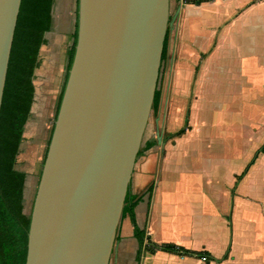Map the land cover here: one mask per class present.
I'll list each match as a JSON object with an SVG mask.
<instances>
[{"label":"crops","instance_id":"obj_1","mask_svg":"<svg viewBox=\"0 0 264 264\" xmlns=\"http://www.w3.org/2000/svg\"><path fill=\"white\" fill-rule=\"evenodd\" d=\"M173 2L159 103L150 111L128 191L138 198L135 223L151 242L207 256L158 250L137 259L133 225L124 216L108 264H264V153L255 157L264 143V0ZM217 89L226 105L241 96L239 112L212 111ZM230 90L234 97L226 99ZM250 91H256L251 100ZM216 113L239 123V138L232 133L211 142ZM200 143L209 153L203 163ZM217 167L227 171L225 180L217 179Z\"/></svg>","mask_w":264,"mask_h":264},{"label":"water","instance_id":"obj_2","mask_svg":"<svg viewBox=\"0 0 264 264\" xmlns=\"http://www.w3.org/2000/svg\"><path fill=\"white\" fill-rule=\"evenodd\" d=\"M20 3L0 0V107ZM172 25L169 0H77L25 264H108Z\"/></svg>","mask_w":264,"mask_h":264},{"label":"trees","instance_id":"obj_3","mask_svg":"<svg viewBox=\"0 0 264 264\" xmlns=\"http://www.w3.org/2000/svg\"><path fill=\"white\" fill-rule=\"evenodd\" d=\"M177 1L182 3H201L210 0ZM49 2L50 0H21L10 51L0 107V264H25L26 259L30 212H24L23 184L25 173L16 170L14 164L19 145L23 140L24 125L33 102V72L37 66L39 48L44 34L42 30V15L47 9ZM75 2L73 30L70 35L71 42L66 51L64 76L56 103L54 121L76 45L77 0ZM167 38L168 31L163 42L161 62H164L167 58ZM159 98L160 91L156 89L151 110H156ZM183 131L181 129L175 135H179ZM50 136L47 140L45 154ZM259 153H264V143L258 149L255 157ZM246 171L247 168L242 174H245ZM137 202L138 198H131L127 189L121 218L128 216L133 225V235L137 239L139 246L137 259L143 253L153 254L158 250L181 256L188 255L206 258L207 253L205 252L187 250L171 243L155 244L151 242L145 230L139 229L135 223L134 207Z\"/></svg>","mask_w":264,"mask_h":264},{"label":"rangeland","instance_id":"obj_4","mask_svg":"<svg viewBox=\"0 0 264 264\" xmlns=\"http://www.w3.org/2000/svg\"><path fill=\"white\" fill-rule=\"evenodd\" d=\"M169 3V17L172 18L175 6L173 0H169ZM74 8L75 0H50L47 9H45L42 15V30L44 34L43 41L39 48L37 66L33 72V102L30 107L29 116L24 125L23 140L19 145L14 164L16 170L25 173L23 184L25 213H29L32 208L47 140L50 136L52 124L54 123L56 103L64 76L66 51L71 42L70 35L73 30ZM165 68L166 61L161 64L159 73V78L161 76V79H163ZM220 93L219 89H217L215 93L211 92L210 108L212 111L217 110V113H220V111L222 112L223 109H225V111H230V113L231 111L239 112V100H241V96H236V101L230 103L234 95L232 94V90L227 91L226 99L229 98L230 95L233 96L228 101L230 105H226L224 104L226 101L221 100L222 94ZM255 94L256 91H250L248 94L249 100L254 99L253 95ZM219 102H223V104L220 103L221 106H217ZM252 109L255 110L254 107L251 106L248 108L247 113L249 116L251 115ZM217 113L211 121V142L212 139H217V142H221L223 141V137L229 138L232 133L233 138H239V123L235 122V120H230L231 117H221V115ZM253 115H255V113ZM235 128H237V130ZM245 141V138L241 141L243 142V147L247 146L251 149V142L244 143ZM200 149V158H202L201 162L203 163L207 155L209 156V153L206 152L207 149L203 146H201ZM215 172L218 180H225L227 171L223 167H217ZM186 176L189 175L186 174ZM187 180H189V177L186 178V181ZM189 184H192L191 178ZM192 194L193 191H191V195Z\"/></svg>","mask_w":264,"mask_h":264},{"label":"built area","instance_id":"obj_5","mask_svg":"<svg viewBox=\"0 0 264 264\" xmlns=\"http://www.w3.org/2000/svg\"><path fill=\"white\" fill-rule=\"evenodd\" d=\"M181 2V1H180ZM204 259V258H203Z\"/></svg>","mask_w":264,"mask_h":264}]
</instances>
